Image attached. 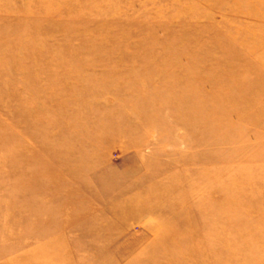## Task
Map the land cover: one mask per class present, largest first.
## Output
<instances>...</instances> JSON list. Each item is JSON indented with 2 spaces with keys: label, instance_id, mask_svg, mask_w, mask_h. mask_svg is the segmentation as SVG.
Segmentation results:
<instances>
[{
  "label": "rangeland",
  "instance_id": "374dc122",
  "mask_svg": "<svg viewBox=\"0 0 264 264\" xmlns=\"http://www.w3.org/2000/svg\"><path fill=\"white\" fill-rule=\"evenodd\" d=\"M179 260L264 264V0H0V264Z\"/></svg>",
  "mask_w": 264,
  "mask_h": 264
},
{
  "label": "bare ground",
  "instance_id": "6f19581e",
  "mask_svg": "<svg viewBox=\"0 0 264 264\" xmlns=\"http://www.w3.org/2000/svg\"><path fill=\"white\" fill-rule=\"evenodd\" d=\"M211 136V135H210ZM250 184V183H249ZM201 187H203L202 185H200ZM250 188L248 189L249 191H250V193H251V195H248V198L246 197V199H249V200H253V198H254V196H255V191L253 190V187H252V185H248ZM247 191V190H246ZM246 191H245V194H246ZM242 195H244V194H242V193H240L239 192V196L237 197V199L238 198H240ZM222 196L224 197V199L226 200V202H229L230 200H232L233 198H232V191H229V190H227V191H224L223 192V194H222ZM232 203L233 202H231V203H228V209H229V207H231V205H232ZM227 205V204H226ZM230 205V206H229ZM256 217H257V215H255ZM163 251L161 250L160 252H159V254H161ZM178 264H180V260L178 261Z\"/></svg>",
  "mask_w": 264,
  "mask_h": 264
}]
</instances>
